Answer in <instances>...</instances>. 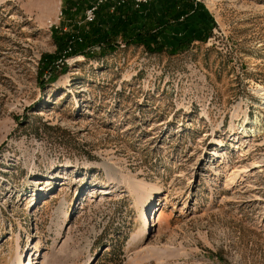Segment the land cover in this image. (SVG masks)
<instances>
[{
	"label": "rangeland",
	"instance_id": "1",
	"mask_svg": "<svg viewBox=\"0 0 264 264\" xmlns=\"http://www.w3.org/2000/svg\"><path fill=\"white\" fill-rule=\"evenodd\" d=\"M193 1L48 82L87 7L0 0V264H264V0Z\"/></svg>",
	"mask_w": 264,
	"mask_h": 264
},
{
	"label": "trees",
	"instance_id": "2",
	"mask_svg": "<svg viewBox=\"0 0 264 264\" xmlns=\"http://www.w3.org/2000/svg\"><path fill=\"white\" fill-rule=\"evenodd\" d=\"M153 4L154 0H148L146 3L139 4L138 7L135 6L133 0H123L120 4H114L111 1L99 4L95 9V18L88 23L87 28L80 29L78 27L77 35L70 36L73 39V46L67 45L70 40L68 34H59L53 28L51 34L57 49L63 53L60 56L56 54L41 55L37 72L40 80L42 81L43 72L48 73V82L55 81L59 73L66 72L68 66L63 61L66 55L79 53L83 56H91L96 53H103L115 48L119 41L123 44L142 45L150 52H159L164 48L159 40L164 28L177 21L181 16H188L189 13L203 8L202 3L193 0H159L163 16L152 21V18L149 20V14H151L149 7ZM77 6L76 10L88 8L91 6L90 0H78ZM140 13L144 14L146 21L140 30H135L131 26ZM114 17H116L115 20ZM99 19H103L104 23L99 24ZM190 39L191 37L181 39L179 45L172 48V51ZM94 46L98 47L97 51L93 48ZM56 60L63 62L61 66L55 63ZM39 83L42 84V82Z\"/></svg>",
	"mask_w": 264,
	"mask_h": 264
},
{
	"label": "crops",
	"instance_id": "3",
	"mask_svg": "<svg viewBox=\"0 0 264 264\" xmlns=\"http://www.w3.org/2000/svg\"><path fill=\"white\" fill-rule=\"evenodd\" d=\"M149 12L151 13V14H149L150 16V19L149 20H151V18H152V21H155L156 19H158V18H161L162 16H163V14H162V10H161V8H160V5H159V0H154V4L153 5H151L150 7H149ZM113 19V18H112ZM116 19V17H114V20ZM146 21V18H145V16H144V14L143 13H140L139 15H138V17L136 18V21L132 24V28L133 29H135V30H140L141 28H142V26H143V24H144V22ZM171 24V23H170ZM170 24H168L165 28H164V30H163V32L165 31V29L170 25ZM162 32V33H163ZM162 33H161V35H162ZM160 35V36H161ZM159 36V37H160Z\"/></svg>",
	"mask_w": 264,
	"mask_h": 264
},
{
	"label": "built area",
	"instance_id": "4",
	"mask_svg": "<svg viewBox=\"0 0 264 264\" xmlns=\"http://www.w3.org/2000/svg\"><path fill=\"white\" fill-rule=\"evenodd\" d=\"M111 1L114 4H120L123 0H91V6L88 7L84 12V21H92L95 17V9L96 7L105 2ZM135 2V6L138 7L139 4L146 3L148 0H133Z\"/></svg>",
	"mask_w": 264,
	"mask_h": 264
},
{
	"label": "bare ground",
	"instance_id": "5",
	"mask_svg": "<svg viewBox=\"0 0 264 264\" xmlns=\"http://www.w3.org/2000/svg\"><path fill=\"white\" fill-rule=\"evenodd\" d=\"M142 186H144L146 188V190H147L148 187L157 188V185L156 184L149 183V182L143 183ZM149 227H150L149 221L148 220H145L144 229H145L146 232L149 230Z\"/></svg>",
	"mask_w": 264,
	"mask_h": 264
}]
</instances>
